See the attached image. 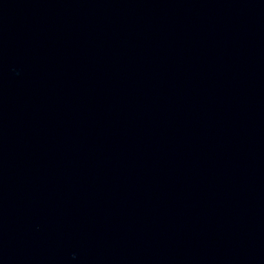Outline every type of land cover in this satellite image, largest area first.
<instances>
[{
  "label": "water",
  "instance_id": "obj_1",
  "mask_svg": "<svg viewBox=\"0 0 264 264\" xmlns=\"http://www.w3.org/2000/svg\"><path fill=\"white\" fill-rule=\"evenodd\" d=\"M0 264H264V0H225L0 139Z\"/></svg>",
  "mask_w": 264,
  "mask_h": 264
}]
</instances>
